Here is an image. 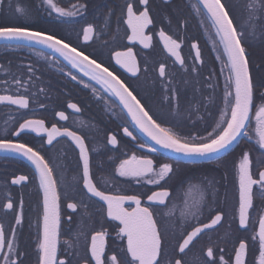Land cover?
<instances>
[{"label": "flooded vegetation", "instance_id": "1", "mask_svg": "<svg viewBox=\"0 0 264 264\" xmlns=\"http://www.w3.org/2000/svg\"><path fill=\"white\" fill-rule=\"evenodd\" d=\"M56 2L70 11L71 6L78 2L85 3L87 9L81 16L57 19L56 13L53 12L51 16L48 14L50 9H47L43 0H0V22L8 26L31 25L33 30H46L49 34L55 32L58 38H64L66 43L71 41L72 46L79 45L78 50H84L85 54L92 52L98 55L106 67L112 52L132 47L141 66V72L137 76L120 69L115 65L114 59L110 62L116 74L120 75L125 83L135 87L139 95L145 98L142 103L150 107L156 113V117L168 126L177 127L182 135H204L205 129L211 131V126L219 118L224 106L225 77L228 72L222 59H217L222 52V45L219 44V37L211 20L204 13L197 14L193 8L194 4L199 3L197 0H149L153 24L145 29V34L151 35L153 39L148 48H144L139 41L127 39V35L131 33L124 23L126 9L123 6L126 0H56ZM127 2H132L136 6L138 0ZM249 2L250 0H226V7L230 9L229 14L233 18L234 26L238 31L245 33L243 42H246L245 47L250 54V73L256 86L254 104L260 105L264 104V39L260 38L259 30L255 38L249 34L251 32L248 22L251 11L248 7ZM139 7L140 10L143 9V5ZM17 8L23 11L18 12ZM109 9L113 10V15L106 22L105 16ZM88 23L94 25L96 33L93 40L84 41L82 29ZM259 23L264 25V19ZM161 28L181 43V56L185 59L183 67L164 49L159 39ZM213 42L219 51L214 50ZM193 43L200 49V60L194 59L196 49L191 47ZM161 63L166 65L172 87L178 89V96L172 100L171 105L163 99L166 91L157 71ZM29 65L33 68L31 74L27 72ZM192 67L196 70L191 71ZM69 72L77 79L73 80L68 75ZM29 75L32 77L31 80ZM14 77L21 80L22 87L18 88L13 83ZM80 80L91 87H85ZM93 89L96 90L95 93ZM17 93L29 96V108L20 109L17 105L0 103V138L12 139L19 143L26 142L37 149L43 146L42 154H45L46 159H50L54 165V175L61 193L58 259H72V254L76 250L83 255L85 239L84 236H80L77 242V235L88 234L90 243V232L101 227L109 233L107 254L110 256L111 250L122 246L117 236L120 225L118 221L106 217V205L99 198L89 199L90 194L85 195L86 190H82L80 179L82 161L79 160V149L67 137H57L53 144L49 145L46 133L27 131L17 138L13 133L19 124L26 119H42L48 128L56 124L58 128H69L85 136L93 179L97 187L113 195H139L142 206H149L147 195L159 190L158 186L147 182L151 177L142 178L139 182L137 178L120 177L114 171L115 165L119 160L135 153L137 156L150 157L154 161V167L158 169L162 163L175 164L179 154L163 149L152 141L136 127L126 110H122L117 97L108 92L102 84L84 76L59 53L46 46L24 41L0 44V95ZM70 103L76 104L79 111L69 108ZM58 112H64L68 119L61 120L56 115ZM254 112L255 107L253 117ZM125 127L136 139L124 133ZM254 128L253 119L251 127L247 129L248 136L242 135L219 158L197 159L195 162L180 158L179 171L166 183L161 181V184L170 189L171 197L166 203L169 207L175 205L177 218L185 198L195 195V192H188L189 183L209 185L207 204L203 209V215L199 217L200 222L209 223L217 211L222 210L226 213L219 225L206 230L190 246L186 255H183L188 264H196L197 259L218 260L220 255H224L226 260L231 256L234 264L233 248L238 247V237H249L245 264H258V216L264 214V194L258 191V186H253L254 207L250 210L251 223L247 231L239 227L238 214L234 212V209L238 208V179L234 171V161L238 160L243 151H249L253 158L254 178H258L259 171L264 170L262 155L264 149H260L257 144ZM111 135L116 136V145L108 143V137ZM141 144L146 147L141 148ZM152 148H156L157 151H151ZM21 175L27 176L28 180L20 184L11 183L15 176ZM38 184L35 169L27 159L22 156L0 155V223L4 225L9 236L10 229H16V243L19 253H22L18 264H38L37 243L42 226L39 221L42 217L43 204V192L38 188ZM9 198L14 205L12 210L3 207ZM21 200L22 222L16 225L15 215L21 211ZM69 202L77 203V209H68ZM124 206L131 210L136 205L133 201H126ZM151 206L158 218L168 211L163 205L154 203ZM163 222L169 225L167 240L168 250L171 252L172 246L177 244L179 229H173L171 221ZM192 224L195 226L196 222L193 221ZM254 233L257 234V239L252 241ZM65 241L74 244V247L69 248ZM209 246L214 248L212 258L205 256ZM221 249L223 251H220ZM3 254L0 252V264H3ZM12 258L16 259L15 256ZM72 264H76L75 259H72Z\"/></svg>", "mask_w": 264, "mask_h": 264}, {"label": "snow or ice", "instance_id": "2", "mask_svg": "<svg viewBox=\"0 0 264 264\" xmlns=\"http://www.w3.org/2000/svg\"><path fill=\"white\" fill-rule=\"evenodd\" d=\"M43 3L47 6V9H50L48 14L51 16L53 12L56 13L57 19L81 16L83 11L87 9L85 3L79 2L71 6V11L61 7L56 0H43ZM140 5H143L142 10H140ZM248 7L251 10L248 17L251 27L249 34L255 38L257 30H259L260 38L264 39V25L259 23L261 19H264V0H250ZM123 8L126 9L124 23H126L131 33L127 35L128 41H139L144 48H148L153 39L151 35L145 34V29L153 24L149 0H138L136 6L126 0ZM193 8L197 14L204 13L210 18L216 35L219 37V44L222 45V52L217 59H222L228 72L225 77L223 109L220 111L219 118L211 126V131L205 129L204 135H182L177 127L168 126L163 120L156 117V113L150 107H146V104L142 103L145 98L139 95L137 89L125 83V80L116 74V70L110 62L112 59L115 60V65L132 74V76H137L141 72L140 63L132 47L112 52L106 67L104 61L98 55L92 52L85 54L84 50H78L79 45L72 46L71 41L66 43L64 38H58L55 32L49 34L46 30H33L31 25L8 26L0 22V39L15 40L17 42L27 41L46 46L59 53L72 67L79 69L84 76L90 77L91 80L102 84L108 92L117 97L122 105V110H126L127 115L136 127L152 141H155L163 149L179 154L175 164L162 163L158 169L154 167V161L150 157L137 156L135 153L119 160V163L115 165L114 171L120 177L137 178V182L142 178L151 177L147 182L158 186L159 190L147 195L149 206H142L141 196L139 195H113L111 192L102 191L97 187V183L93 179L89 148L85 136L69 128H58L56 124H52L51 128H48L42 119H26L19 124L18 129L13 133L17 138L27 131L37 134L46 133L49 145H52L57 137L70 138L79 149V160L82 161V175L80 176L82 190H86L85 195L90 194L89 199L92 197L99 198L106 205V217L119 222L120 227L117 236L120 238L122 246L119 249L111 250L112 254L110 256L107 254L109 250L107 245L109 233L106 229L101 227L99 230L91 231L90 243L88 242V234L79 233L76 240L78 242L80 236H84L85 249L83 255H80L79 250L73 252L72 259H75L76 264H188V261L183 259V255H186L187 251L190 250V246L206 230L219 225L226 213L222 210L217 211L209 223L200 222L199 217L203 215V209L207 204L209 185L189 183L188 192H195V195L185 198L183 208L177 218L175 216V205L169 207L166 203L171 197L170 189L161 184V181L166 183L172 175L179 171L180 158L193 162L197 159L219 158L242 135L248 136L247 129L251 127L253 119L255 120L253 131L257 138V144L260 149H264V104H254L256 86L250 73V54L245 47L246 42H243L245 33L238 31L237 27L234 26L233 18L229 14L230 9L226 7V0L225 2H222V0H199V3L194 4ZM17 11L22 12L23 9L17 8ZM111 15H113V10L109 9L105 16L106 22L109 21ZM121 15H124L123 10ZM82 33L84 41L93 40L96 29L92 23H88L83 27ZM159 39L162 41L167 53L183 67L185 59L181 56V43L166 33L163 28L159 31ZM213 43L214 50L219 51L218 48H215V42ZM191 47L196 49L194 59L200 60L201 52L197 44L193 43ZM98 60H100L99 63ZM195 70V67L191 68V71ZM157 71L166 91L163 99L171 105L172 100L178 96V89L172 87L170 74L164 63L159 65ZM27 72L29 74L33 73V68L30 65ZM68 75L73 80L77 79L71 72ZM31 78V75H29V80ZM13 83L18 88L23 86L19 78L14 77ZM80 83L84 84L85 87H91L83 80H80ZM95 91L93 89L94 93ZM0 103L17 105L20 109H27L29 108L30 99L28 95L19 93L0 95ZM68 107L79 111L76 104L70 103ZM56 115L61 120L68 119L64 112H58ZM201 119L203 118L201 117ZM123 131L127 136L136 139L128 128L125 127ZM108 143L116 145V136H109ZM140 147L143 148L146 145L141 144ZM0 150L15 153L27 159L34 167L35 175L38 177V188L43 192L42 217L39 221L42 226L37 243L38 264H72V259H58L61 193L58 190V182L54 175V165L50 159H46L45 154H42L43 146L37 149L35 146H29L26 142L19 143L12 139L0 138ZM151 151L155 152L157 149L152 148ZM233 166L238 179V208L234 209V212L238 214L239 227L247 231L251 223L250 210L254 207L253 186H258V191L264 194V170H260L258 178H254L253 158L249 151H243L238 160L234 161ZM26 180H28L27 176H15L11 183L20 184ZM126 201H133L136 206L129 210L124 206ZM81 203L83 204V201ZM154 203L168 208V211L163 213L160 218L157 217L151 206ZM20 204L21 211L15 215L16 225H20L22 222V200ZM3 207L12 210L14 208L12 200L9 198ZM77 207V203H67L68 209L76 210ZM84 207L86 208L87 205H84ZM163 221H171L172 228L179 229L177 244L172 246L171 252L168 250L167 240L169 225ZM193 221L196 222L195 226L192 224ZM189 228H191L190 231ZM10 231L11 235L9 236L4 225L0 223V252L4 253L3 264H18L19 256L22 253L18 251L16 229L11 228ZM173 235H175V232H173ZM256 239L257 234L254 233L251 240L255 241ZM248 240L249 237L237 238L238 247L234 246L233 248L235 253L234 264H245V256L249 250ZM64 243L69 248L74 247V244L68 241ZM5 249H7L6 252ZM258 250V264H264V214L258 216ZM220 251H223V249ZM13 256L16 259H13ZM205 256L207 258L214 256L213 246L207 248ZM196 264H233V262L231 256L226 260L224 255H220L218 260L205 259L201 261L197 259Z\"/></svg>", "mask_w": 264, "mask_h": 264}, {"label": "water", "instance_id": "3", "mask_svg": "<svg viewBox=\"0 0 264 264\" xmlns=\"http://www.w3.org/2000/svg\"><path fill=\"white\" fill-rule=\"evenodd\" d=\"M199 2V0H197ZM202 6V5H201ZM210 19V18H209ZM11 41H14V42H17L15 40H4V39H0V44L1 43H6V42H11ZM24 42H27V41H24ZM0 155H12V156H20L18 154H15V153H11V152H4L2 150H0Z\"/></svg>", "mask_w": 264, "mask_h": 264}]
</instances>
